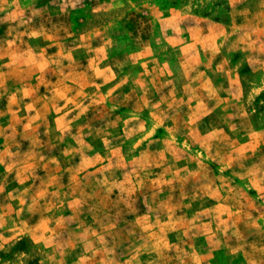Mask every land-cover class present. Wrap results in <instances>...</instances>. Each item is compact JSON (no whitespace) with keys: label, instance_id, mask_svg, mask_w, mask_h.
Instances as JSON below:
<instances>
[{"label":"rangeland","instance_id":"obj_1","mask_svg":"<svg viewBox=\"0 0 264 264\" xmlns=\"http://www.w3.org/2000/svg\"><path fill=\"white\" fill-rule=\"evenodd\" d=\"M0 264H264V0H0Z\"/></svg>","mask_w":264,"mask_h":264}]
</instances>
